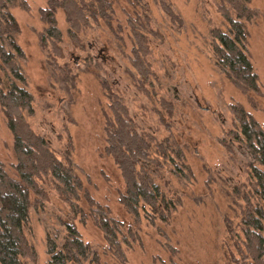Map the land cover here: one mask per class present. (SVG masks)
<instances>
[{"label": "rangeland", "instance_id": "obj_1", "mask_svg": "<svg viewBox=\"0 0 264 264\" xmlns=\"http://www.w3.org/2000/svg\"><path fill=\"white\" fill-rule=\"evenodd\" d=\"M109 3V19L91 22L78 41L70 37L64 11L55 10L61 55L50 40L46 45L42 41L50 27L42 15L50 8L48 0H18L10 9L20 29L15 40L24 54L17 58L25 78L20 85L34 100L26 121L63 163L77 167L96 204L81 192V213L74 214L51 177L37 180L46 198L31 193L24 225L37 258L23 262L48 264V238L61 246L69 223L97 253L96 264H252L243 258V219L251 172L264 167L230 132L233 107L244 109L264 128V0L248 2L253 18L245 22L246 53L258 75L259 93L241 91L216 65L214 32L230 34L226 0ZM134 28L147 39L148 54L138 57L149 70L146 79L134 64ZM1 64L0 59V84L5 86ZM117 99L139 133L155 140V164L147 168L173 201L165 218L148 207L136 218L121 204L126 184L106 151L111 104ZM0 162L10 178L19 180L14 139L1 106ZM97 205L119 225L124 261L94 223Z\"/></svg>", "mask_w": 264, "mask_h": 264}, {"label": "trees", "instance_id": "obj_2", "mask_svg": "<svg viewBox=\"0 0 264 264\" xmlns=\"http://www.w3.org/2000/svg\"><path fill=\"white\" fill-rule=\"evenodd\" d=\"M50 8L42 15L50 26L42 41L46 45L50 40L58 55H61L59 42L62 34L56 26L55 10L61 8L70 24L69 34L78 41L79 33L91 22L109 19L111 5L109 0H48ZM250 0H226L229 10L224 14L230 26V34L214 32L215 57L217 67L225 73L235 86L244 92H260L258 75L246 53L247 40L245 22L253 18L249 9ZM18 0H0V59L1 70L7 83L0 84V106L7 119L9 130L14 139V152L17 158L16 171L19 180L10 178L0 162V264H25L29 259L36 261L37 255L24 235V225L29 221L31 193L40 200L46 198L45 191L37 180L51 177L60 197L70 205L74 214L81 213L79 208L80 193L85 192L83 183L77 174V167L71 161L63 163L54 153L50 143L35 133L26 121L25 114H33V96L20 84L25 83L24 75L17 64V58L24 54L17 45L15 35L19 33V24L10 9ZM166 11H170L166 8ZM134 64L144 79L149 70L139 56L148 54L147 39L136 33ZM143 83V82H142ZM113 120L107 128L106 151L121 170L126 192L121 196V204L136 218L140 209L149 208L157 217L165 218L173 208V201L155 182L147 165L152 166L151 150L154 139L151 135H142L134 121L129 117L127 107L121 100L111 104ZM235 115L234 130L230 136L245 144L255 161L264 167V128L240 107H233ZM173 152V151H172ZM181 152L179 151V154ZM165 155V152L163 153ZM182 172V169H178ZM251 192L246 199L243 219V246L246 250L244 259L252 264H264V170L253 168L250 177ZM86 199L92 206L95 202L88 193ZM256 200V204L253 202ZM95 225L104 233L110 250L124 261L122 246L118 240V223L111 219L97 205L93 210ZM66 237L61 246L51 237L48 238V264H96L98 255L85 243L74 224H65ZM243 253V251L241 250Z\"/></svg>", "mask_w": 264, "mask_h": 264}]
</instances>
